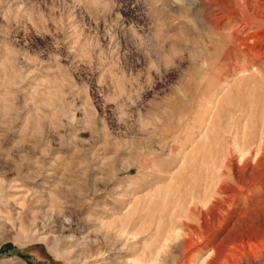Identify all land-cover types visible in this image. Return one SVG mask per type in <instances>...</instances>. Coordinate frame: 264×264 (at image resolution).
I'll return each instance as SVG.
<instances>
[{"label": "clouds", "instance_id": "9594fccd", "mask_svg": "<svg viewBox=\"0 0 264 264\" xmlns=\"http://www.w3.org/2000/svg\"><path fill=\"white\" fill-rule=\"evenodd\" d=\"M256 2L264 23V0ZM124 4L0 0V220L13 223L15 205L21 230L31 213V230L38 217L87 205L113 211L126 243L143 236L144 193L164 178L181 133L179 89L208 69L195 38L164 54L146 45ZM28 149L40 155L25 171Z\"/></svg>", "mask_w": 264, "mask_h": 264}, {"label": "rangeland", "instance_id": "374dc122", "mask_svg": "<svg viewBox=\"0 0 264 264\" xmlns=\"http://www.w3.org/2000/svg\"><path fill=\"white\" fill-rule=\"evenodd\" d=\"M198 1H200V3ZM132 4H135V8L131 6ZM239 6H241V4L238 5L236 0H125L124 8L121 11L126 17V22L135 21L139 25L144 26L140 29V34L144 36L146 45L150 47L162 45L160 51L161 54H164L170 51L173 46L190 48L191 44L188 43V41L195 38L201 43L203 53L205 54V58L201 59L200 63L205 69H208L193 78L187 88L179 89L181 97L176 101V105L179 109L177 120L181 133L174 141V151L171 155L172 164L167 171L162 173L164 178L150 191L144 193L143 199L147 202V209L149 208L148 211L151 213L147 229L144 231L143 236L140 237L137 244L133 246L126 243V234L119 232L121 226L114 222L112 218L114 215L113 211L105 210L104 212H98L96 209L84 205L82 208L74 209L72 212L66 213L64 217H54L48 221H44L43 217H38L36 228L31 230H29V228L32 216L31 213H26L23 217V223L26 227L24 230H21V220L16 218L15 205H10L13 223L0 220V264H125L126 261H132L145 254L148 256L151 253L150 251H154L155 245L158 242V237H156L158 231H156V229L158 221L161 219L158 210L164 205V200L167 196L164 190L165 187L169 186L170 183L179 186L182 193H189L185 195L186 201L189 200V196L195 190L192 187L193 179L189 180L188 178L191 176V169H195L198 166L196 163H191L193 162V160H191L193 157L192 153L194 155L198 153V155L195 156L199 158L204 152L208 151L210 147L218 145L219 143L224 145L228 144L226 142L230 136L231 118H242L243 120L245 117L246 103L248 100L247 95L249 93L245 84L242 83L237 85V83L240 79L244 78V76L255 72V67H257L258 64H255V67H253L254 69L251 68L248 72L246 71V73L242 72L226 75L230 68L229 65L227 68L226 64L223 67L225 68L223 74H220L218 71L219 59L222 58L224 54L226 55L229 49L228 39L226 37L230 33V27L235 30L245 27L238 36V41L243 40V42H239L243 49L248 47L253 49L254 47L255 51L259 50V53L257 52L256 54L260 55L264 53L262 50L264 48V23L261 22L256 0H246V7H244L243 10L248 12H246L248 14L247 17L243 14L242 7ZM234 11L237 12V15L233 16L236 18H230L229 16L232 15L230 12ZM204 17L207 18L204 19ZM219 18H221V20ZM228 19L231 21L233 19L234 23L231 22V25H227L226 22ZM222 25L225 26L223 27ZM157 26L162 27V34L159 40L153 35ZM209 26L219 28L221 31L225 32V34L221 37L212 35L208 33ZM129 39H135L131 36V33H129ZM255 39L257 42H254ZM257 46L262 52H260ZM222 52L225 53L222 54ZM220 53L222 55H220ZM241 65L244 67L246 62L240 63L238 65L239 69L242 68ZM219 76H221L220 80L218 79ZM225 77L228 78L225 79ZM231 79L234 80L232 81ZM222 82L224 83L222 84ZM219 84L220 86H218ZM220 87L223 88L221 89ZM214 102L216 105H214ZM206 121L207 123L209 122L208 125ZM241 126L242 124H240V127ZM5 147H10V141L5 142ZM176 150L177 152H175ZM38 155H40L38 149L35 150V152L28 149L29 163H26L25 171L31 166L30 162ZM183 161H186V163L184 164ZM44 162L47 163L46 160ZM181 163H183V165ZM197 164H199V162ZM180 167L181 170H179ZM177 173L178 176H173L175 174L177 175ZM14 174L13 172H9L8 176L5 178L10 179ZM185 179H188L187 183ZM178 180L182 181L179 182ZM262 181L264 182V180ZM263 182L261 183V189L256 192L248 191L250 195L247 192L248 195L242 199L243 201H238L240 204L244 202V206L239 204L236 205V200L235 204V201L230 202L231 200L228 199V201L230 200L229 203L223 205L224 210L221 209L220 212L214 211V209L210 210L205 214L206 219L210 222L218 218L220 219L222 213L225 214L227 211V214L230 213L232 216L234 215L232 219H241V224L243 226L248 224L253 226H264ZM185 186L190 188L186 189ZM174 194L176 193L173 192V195ZM168 195H170L168 199L173 197L172 194ZM259 198L262 199L260 204ZM74 199L78 200L79 197H74ZM250 202L252 203L247 204ZM251 206L256 207L255 209H250V211L245 210V208ZM181 209L183 210L182 207ZM181 209L178 208L175 213H180L181 211L182 214L183 211ZM234 210L235 212H233ZM252 210H255V212L253 213ZM178 216H180L178 219H184L183 216ZM176 222H178V220H176ZM109 224L110 226H108ZM178 230H181V227L178 226ZM72 249H75V251H72ZM167 251L166 253L164 252L165 254L163 253L160 255L158 264L183 263V259L179 256L175 248ZM56 256L62 257V260H57L55 258Z\"/></svg>", "mask_w": 264, "mask_h": 264}, {"label": "bare ground", "instance_id": "6f19581e", "mask_svg": "<svg viewBox=\"0 0 264 264\" xmlns=\"http://www.w3.org/2000/svg\"><path fill=\"white\" fill-rule=\"evenodd\" d=\"M198 2L200 3V1ZM239 7H242L243 10V8L246 7V0H244L243 4H241ZM243 12L242 13L247 17L248 12L245 10H243ZM230 14H232L229 16L230 18H236L233 16H236L237 12H230ZM206 18L207 17H204V19ZM219 19L221 20V18ZM231 22L234 23L233 19L232 21L228 19L226 24L231 25ZM243 28L235 30L230 27V33L226 37L228 39L229 49L226 55L224 54L225 52H222L224 56L220 59H217L220 60H218V71L220 74H223L225 71V68H223L224 65L226 64L227 68L229 65L230 68L226 75H233L242 72L246 73V71L248 72L249 69L255 67V64H258V66L255 67V72L244 76V78L240 79L237 83V85L242 83L245 84V87L249 93L247 95L248 100L246 103L245 117L243 120L242 118H231L232 123L230 128V136L226 142L228 144L224 145L219 143L218 145L210 147V149L204 152L199 158L195 156L198 155V153H195V155L192 153L193 157L191 160H193V162L191 163H196L198 166L195 169H191L192 173L188 179H193L192 187L195 191L192 192V194L189 196V200L186 201L185 195L187 193H182L181 189H179V186L170 183L169 186L165 187L164 190L167 196L164 200V205H162V207L160 206L161 209L158 210L159 216L161 218L160 220L158 219L159 221L156 229V231H158L156 236L158 237V242L155 245L154 251H150V254L148 253V256H152L148 257L145 254L139 256L138 258H133L134 260L132 261L128 260L129 262L126 261L125 264H158L160 255L173 248L178 251L179 256L183 259L182 264H264V226H253L249 224L243 226L241 224V219H232L234 215L232 216L230 213L227 214V211L225 214L222 213L220 219L218 218L217 220H212L211 222L208 221L205 216L208 211L213 209L217 212H220L221 209L224 210L223 205L228 204L230 200V202L236 200V205L239 204L244 206V202L240 204L238 201H243L242 199L248 195V191L256 192L261 189V183L263 182L262 180H264V53H261L260 55L256 54L259 50L255 51L254 47L253 49L249 48L247 43L246 44L248 48L243 49L241 47L239 42H243V40L238 41V36L241 34V31H243ZM208 33L212 35H218L220 37L225 34V32L213 26L208 27ZM247 36L249 37V34ZM254 42H257L256 39ZM258 46L257 48H259ZM262 50L264 51V48ZM260 52H262L261 49ZM222 54L220 53V55ZM242 62H246V65L244 67L241 65L242 68L240 67L241 69H239L238 65L240 63L242 64ZM220 77L221 76L218 78L219 80ZM228 77H225V79ZM223 83L224 82H222V84ZM218 86H220V84ZM220 88L222 89L223 87ZM216 104L214 102V105ZM240 124H242L241 127ZM175 152H177V150ZM183 162L184 164L186 163V161ZM198 162L199 164H197ZM181 164L183 165V163ZM179 170H181V167ZM173 176H178V173L177 175L175 174ZM188 179H185L186 183ZM178 181L180 182L182 180ZM189 188L186 187V189ZM173 192L176 193L174 194L175 196L173 195ZM168 194H172L173 197L168 199V196H170ZM228 199L230 200L228 201ZM261 202L262 199H260L259 204ZM251 203L252 202L247 204ZM256 206L247 207L245 210L250 211V209H255ZM178 208L183 211L182 214L181 211L180 213H175ZM233 212H235V210ZM254 212L255 210L253 213ZM178 215L183 216L184 219H178V217H180ZM176 220H178V222H176ZM108 226H110V224ZM178 226L181 227V230H178ZM119 232L126 234V237L128 235L127 231L123 230L122 228H120Z\"/></svg>", "mask_w": 264, "mask_h": 264}]
</instances>
